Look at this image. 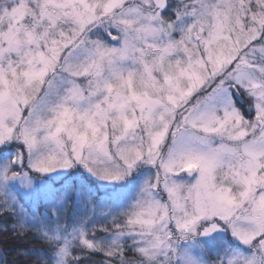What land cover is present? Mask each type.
<instances>
[{
    "label": "snow or ice",
    "instance_id": "obj_1",
    "mask_svg": "<svg viewBox=\"0 0 264 264\" xmlns=\"http://www.w3.org/2000/svg\"><path fill=\"white\" fill-rule=\"evenodd\" d=\"M0 264H264V0H0Z\"/></svg>",
    "mask_w": 264,
    "mask_h": 264
}]
</instances>
